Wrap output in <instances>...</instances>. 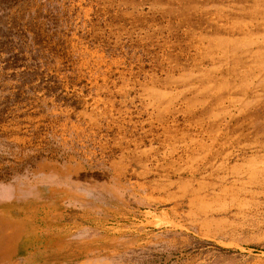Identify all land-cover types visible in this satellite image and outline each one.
Listing matches in <instances>:
<instances>
[{"label": "rangeland", "instance_id": "1", "mask_svg": "<svg viewBox=\"0 0 264 264\" xmlns=\"http://www.w3.org/2000/svg\"><path fill=\"white\" fill-rule=\"evenodd\" d=\"M0 264H264V0H0Z\"/></svg>", "mask_w": 264, "mask_h": 264}]
</instances>
